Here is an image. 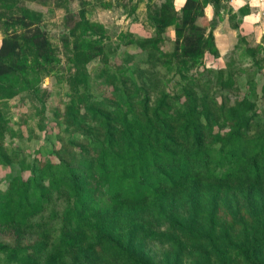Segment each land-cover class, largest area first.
<instances>
[{
  "label": "trees",
  "instance_id": "1",
  "mask_svg": "<svg viewBox=\"0 0 264 264\" xmlns=\"http://www.w3.org/2000/svg\"><path fill=\"white\" fill-rule=\"evenodd\" d=\"M73 1L80 9L66 21L73 70L59 147L30 162L9 152L6 135L18 133L0 110V264H264V122L251 98L216 97V89L240 91L230 78L188 74L206 53L219 56L213 33L197 23L201 1L179 13L163 1L148 15L156 37L137 42L143 66L116 71L98 41L102 26ZM211 1L216 10L220 0ZM20 5L0 0V101L36 95L32 79L49 76L55 62L41 14ZM168 27L174 48L163 55ZM251 49L261 70L253 52L261 48ZM96 58L109 90L99 100L88 90ZM158 64L179 74L178 94L160 88Z\"/></svg>",
  "mask_w": 264,
  "mask_h": 264
},
{
  "label": "rangeland",
  "instance_id": "2",
  "mask_svg": "<svg viewBox=\"0 0 264 264\" xmlns=\"http://www.w3.org/2000/svg\"><path fill=\"white\" fill-rule=\"evenodd\" d=\"M82 1L86 18L103 28L104 39L98 41L105 44L111 70L116 71L115 68L121 67L132 68L137 64L143 66L142 63L147 55L140 50L137 42L156 37L148 15L165 0ZM200 1L203 5V16L198 19L197 23L206 29V34L209 31L214 34V30L220 26L219 23L222 22L224 16L219 13L218 3L213 13L212 5L215 4L211 0ZM66 2L67 0H21V7L41 14L40 27L46 33L55 51V62L50 75L43 76L42 79L34 76L37 79H32V85H40V90L36 95L21 93L12 99L0 101V110L5 118L9 119L13 130L18 133L15 138L6 135L5 148L9 152L18 151L20 158L26 162H30L34 156L43 158L41 156L47 154L53 146L59 147V137L63 136L60 131L61 119L58 114L62 113L64 105L70 98L66 77L69 71L73 70L70 62L73 37L69 35L66 21L70 23L69 16L77 20V13L80 9L77 1L71 0L69 4ZM209 6L212 9L211 18L206 13ZM223 10H226V7H223ZM4 35V30L0 29V42ZM230 35L232 39L226 41L227 36L221 29L217 33L218 41L215 45L222 50L223 43L227 42V51L219 53L218 57L206 53L202 65L193 67L188 74L197 80H210L213 83H216L218 75L223 76L224 80L230 78L233 85L240 91L238 93L233 90L221 91L216 87V90L214 89L216 97L225 96L230 100L243 96L251 98L256 102L258 116L264 122V95L261 93V87L264 84V34L259 43L255 41V34L245 35L243 32H236ZM93 39H98V36H94ZM174 40V28L168 27L159 45L163 55L171 54ZM247 48L249 50L261 48L259 52L253 50L255 59L263 62L261 70L256 68L251 57L245 53ZM101 67L99 58L87 65L88 90L97 100L109 96L108 87L103 83V79L98 77ZM158 72L157 76L163 81L160 88L171 95L181 91V80L176 70L167 71L158 64ZM43 93L46 94L45 97ZM17 169L18 164H15L14 171ZM6 172L7 168L0 166V189L5 187Z\"/></svg>",
  "mask_w": 264,
  "mask_h": 264
},
{
  "label": "crops",
  "instance_id": "3",
  "mask_svg": "<svg viewBox=\"0 0 264 264\" xmlns=\"http://www.w3.org/2000/svg\"><path fill=\"white\" fill-rule=\"evenodd\" d=\"M223 7H226V10H223ZM212 9H214V13L215 8L213 5ZM219 11L223 14L224 19L219 23L220 26L214 30L213 35L216 45L218 41L217 33L221 29L227 36L226 41L232 39L231 33L235 34L236 32H243L245 35L255 34V41L257 42L258 37L259 42L261 41L262 34H264V5H253L251 0H247L243 6H236L232 3V0H220ZM235 24L238 25V29L234 28ZM226 43H223L222 50L219 46L217 47L219 53L227 51ZM232 43L234 44V41Z\"/></svg>",
  "mask_w": 264,
  "mask_h": 264
},
{
  "label": "clouds",
  "instance_id": "4",
  "mask_svg": "<svg viewBox=\"0 0 264 264\" xmlns=\"http://www.w3.org/2000/svg\"><path fill=\"white\" fill-rule=\"evenodd\" d=\"M247 0H232V3L236 6H243ZM253 5H264V0H251ZM187 3V0H174V7L177 12L181 10ZM206 13L211 18V6L206 9ZM258 18V17H257ZM257 42L259 43V37L257 38Z\"/></svg>",
  "mask_w": 264,
  "mask_h": 264
}]
</instances>
